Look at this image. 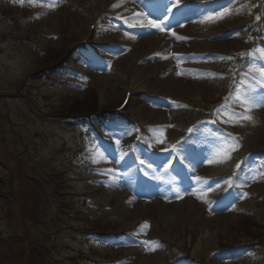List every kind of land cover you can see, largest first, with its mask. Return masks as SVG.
<instances>
[{
    "label": "rangeland",
    "instance_id": "rangeland-1",
    "mask_svg": "<svg viewBox=\"0 0 264 264\" xmlns=\"http://www.w3.org/2000/svg\"><path fill=\"white\" fill-rule=\"evenodd\" d=\"M152 1L0 0V132L5 140L0 154L12 161L17 158L19 170L32 177L47 175L49 193L55 187L52 178L63 175L64 167L58 163L71 166V153L84 143L85 153L91 154L89 161L96 154L92 168L113 165L112 159L123 157L115 166L122 165L119 170L87 171L85 180L81 176L71 179L73 188L90 199L91 209H103V214L114 218L112 227L132 230L118 242L98 246L101 251L95 253L97 258L128 264H166L171 257L178 259L185 256L183 252H191L206 264H244L238 261L245 255V264H264V248L231 257L226 254L218 263L208 261L211 252L229 243L219 236L221 232L231 233L242 220L251 221L246 217L247 209L264 212V153L240 161L248 147L264 148V48L256 52L258 60L249 64L235 57L255 43L252 37L259 34L262 20L258 12L264 10V0H175L174 7L171 2L166 12L176 6L212 5L205 13L194 10L181 14L172 26L166 17L157 19L164 31H131L153 21L135 13L143 11L144 5L155 8ZM49 2L56 6L47 7ZM93 21L97 23L93 47L74 54L76 60L70 68L48 77L31 76L38 59L34 60L36 55L32 56L28 45L45 52L73 46L89 36ZM259 39L264 44V37ZM127 87L143 89L153 97L135 95L127 107L143 131L141 142L134 145L150 171L142 169L138 175L133 172L137 167L130 150L121 146L131 142L134 130L124 123L109 125L104 132V139L116 145L113 155L95 132L83 137L82 128L43 118L53 102L68 95L85 99L98 89L103 103L115 105ZM230 92L227 104L219 106V95ZM257 104L260 106H253L249 113L252 120L225 122L248 105ZM236 109L240 112H234ZM203 117L208 128L201 131V143H197L194 124ZM216 129L222 133L221 138L212 135ZM182 137L187 140L181 141ZM145 141L148 144L143 150ZM176 144L183 147L180 158L188 164V176H194L189 185L180 183V171L169 175L176 163L172 158ZM154 149L159 151L158 160L152 156ZM86 157L78 155L80 161ZM241 163L245 173L236 170ZM221 174L232 177V185H240L242 192L232 196L229 180L210 179ZM153 191L156 193L145 194ZM222 193L232 197L227 204H218L217 197ZM10 210L8 204L0 203V231L7 227L11 231L10 225L20 227L18 214ZM257 221L264 225V217ZM42 228H47V221ZM77 228L83 229L79 218L63 226L60 242L67 245L62 248L63 254L85 245L82 230ZM15 243L14 239L0 241V264H23L27 255L31 264H40L36 251L19 254L21 248ZM45 245L46 250L51 249V258L58 255L54 238L48 244L45 239Z\"/></svg>",
    "mask_w": 264,
    "mask_h": 264
},
{
    "label": "trees",
    "instance_id": "trees-1",
    "mask_svg": "<svg viewBox=\"0 0 264 264\" xmlns=\"http://www.w3.org/2000/svg\"><path fill=\"white\" fill-rule=\"evenodd\" d=\"M62 52H53L48 56L40 59V62L44 65L39 66L38 70L45 68L52 62L55 63L60 57ZM99 107V99L96 94L89 96L86 100L75 99L69 106H63L62 109L57 110L55 113L62 116H81L96 112Z\"/></svg>",
    "mask_w": 264,
    "mask_h": 264
},
{
    "label": "snow or ice",
    "instance_id": "snow-or-ice-1",
    "mask_svg": "<svg viewBox=\"0 0 264 264\" xmlns=\"http://www.w3.org/2000/svg\"><path fill=\"white\" fill-rule=\"evenodd\" d=\"M32 2L34 3L35 0H32ZM172 2V0H170V3ZM56 5L52 2H49L47 4V7L49 8H54ZM114 7H117L118 5H113ZM220 18H223V14H220ZM259 19V17L257 18ZM129 26H136L134 24H130ZM145 27H151V28H156V29H159L160 31H164L165 28L164 27H161L160 24L156 23L154 20L153 21H149V23L147 25H144ZM173 35H175V33H173ZM181 39H183V37H180ZM253 106L255 107H259L260 105H248L247 107H245V111L244 112H241L239 114H235L233 116H230L228 118V120H226L225 122H230L232 120H235V121H242V120H252V116L249 114L251 111H252V108ZM229 138H231V134H229ZM199 179V178H197Z\"/></svg>",
    "mask_w": 264,
    "mask_h": 264
},
{
    "label": "bare ground",
    "instance_id": "bare-ground-1",
    "mask_svg": "<svg viewBox=\"0 0 264 264\" xmlns=\"http://www.w3.org/2000/svg\"><path fill=\"white\" fill-rule=\"evenodd\" d=\"M220 219H223V218H221V217H218V220H220Z\"/></svg>",
    "mask_w": 264,
    "mask_h": 264
}]
</instances>
